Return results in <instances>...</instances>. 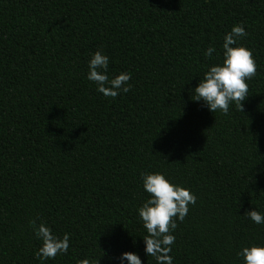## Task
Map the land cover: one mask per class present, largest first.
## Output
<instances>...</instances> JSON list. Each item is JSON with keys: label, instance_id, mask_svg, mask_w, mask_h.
Returning a JSON list of instances; mask_svg holds the SVG:
<instances>
[{"label": "trees", "instance_id": "16d2710c", "mask_svg": "<svg viewBox=\"0 0 264 264\" xmlns=\"http://www.w3.org/2000/svg\"><path fill=\"white\" fill-rule=\"evenodd\" d=\"M237 23L256 74L241 111L212 113L191 90ZM97 50L110 77L130 73L127 93L106 98L85 78ZM142 172L196 195L173 264H241V245L264 244L245 213H264V0H0V264H41L31 219L69 233L43 264H117L125 251L155 264Z\"/></svg>", "mask_w": 264, "mask_h": 264}, {"label": "clouds", "instance_id": "9594fccd", "mask_svg": "<svg viewBox=\"0 0 264 264\" xmlns=\"http://www.w3.org/2000/svg\"><path fill=\"white\" fill-rule=\"evenodd\" d=\"M245 36V25H232L230 31L223 34L218 61L205 66L202 77L191 90L192 100L202 102L212 113L227 115L230 105L241 111L242 102L248 96L246 81L256 74L257 66L251 49L239 43ZM215 52V46L210 44L203 55L211 59ZM108 65L107 55L100 50L93 52L87 61L85 78L94 84L97 93L115 99L118 94L130 90L128 81L131 75L124 71L110 77ZM140 183L143 191L148 194L136 209L145 230L142 238L143 251L147 257L153 258L155 264H173L170 253L176 237L172 233L177 228V221H184L189 205L195 204L196 195L187 187L173 183L163 172H142ZM245 213L254 224L264 225V213L255 209ZM28 224L34 237L40 242L34 256L41 264L68 252L69 233L58 236L46 223H37L36 219L29 220ZM235 255L241 264H264V244L241 245ZM114 259L117 264H142L134 252H121ZM78 264H98V259L85 257Z\"/></svg>", "mask_w": 264, "mask_h": 264}]
</instances>
